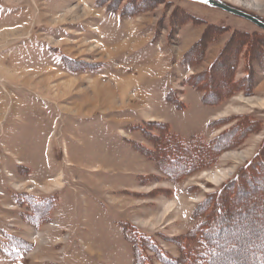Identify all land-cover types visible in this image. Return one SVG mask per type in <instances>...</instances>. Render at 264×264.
<instances>
[{
	"label": "rangeland",
	"instance_id": "rangeland-1",
	"mask_svg": "<svg viewBox=\"0 0 264 264\" xmlns=\"http://www.w3.org/2000/svg\"><path fill=\"white\" fill-rule=\"evenodd\" d=\"M0 264H264V30L199 0H0Z\"/></svg>",
	"mask_w": 264,
	"mask_h": 264
},
{
	"label": "water",
	"instance_id": "water-1",
	"mask_svg": "<svg viewBox=\"0 0 264 264\" xmlns=\"http://www.w3.org/2000/svg\"><path fill=\"white\" fill-rule=\"evenodd\" d=\"M199 1L204 2V0H199ZM207 4L214 6V7H217V8H220L226 12L233 13L237 16L243 17V18L249 20L250 22L254 23L255 25H257L258 27H260L264 30V22L261 21L260 19H258L257 17L251 15V14H248L244 11H241L237 8H234L228 4H225V3L217 1V0H207Z\"/></svg>",
	"mask_w": 264,
	"mask_h": 264
},
{
	"label": "bare ground",
	"instance_id": "bare-ground-1",
	"mask_svg": "<svg viewBox=\"0 0 264 264\" xmlns=\"http://www.w3.org/2000/svg\"><path fill=\"white\" fill-rule=\"evenodd\" d=\"M222 172H223V171H222ZM222 172H220V173L224 175V172H223V173H222ZM217 175H218V174H216L215 177H217ZM220 176H221V175H220ZM40 239H41V238H40Z\"/></svg>",
	"mask_w": 264,
	"mask_h": 264
},
{
	"label": "snow or ice",
	"instance_id": "snow-or-ice-1",
	"mask_svg": "<svg viewBox=\"0 0 264 264\" xmlns=\"http://www.w3.org/2000/svg\"><path fill=\"white\" fill-rule=\"evenodd\" d=\"M205 3H207V0H204Z\"/></svg>",
	"mask_w": 264,
	"mask_h": 264
},
{
	"label": "trees",
	"instance_id": "trees-1",
	"mask_svg": "<svg viewBox=\"0 0 264 264\" xmlns=\"http://www.w3.org/2000/svg\"><path fill=\"white\" fill-rule=\"evenodd\" d=\"M191 141H192V139H191Z\"/></svg>",
	"mask_w": 264,
	"mask_h": 264
}]
</instances>
